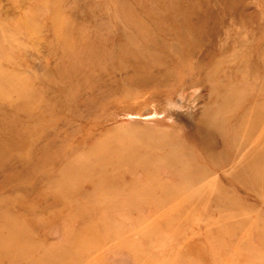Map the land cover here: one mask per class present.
<instances>
[{
  "label": "rangeland",
  "instance_id": "obj_1",
  "mask_svg": "<svg viewBox=\"0 0 264 264\" xmlns=\"http://www.w3.org/2000/svg\"><path fill=\"white\" fill-rule=\"evenodd\" d=\"M0 264H264V0H0Z\"/></svg>",
  "mask_w": 264,
  "mask_h": 264
},
{
  "label": "bare ground",
  "instance_id": "obj_2",
  "mask_svg": "<svg viewBox=\"0 0 264 264\" xmlns=\"http://www.w3.org/2000/svg\"><path fill=\"white\" fill-rule=\"evenodd\" d=\"M42 51V50H41ZM209 126V125H208ZM263 133V132H262ZM210 135V134H209ZM213 137V136H212ZM221 224V223H220Z\"/></svg>",
  "mask_w": 264,
  "mask_h": 264
}]
</instances>
